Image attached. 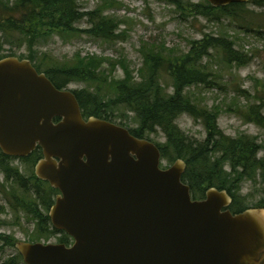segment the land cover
Masks as SVG:
<instances>
[{"label":"water","instance_id":"1","mask_svg":"<svg viewBox=\"0 0 264 264\" xmlns=\"http://www.w3.org/2000/svg\"><path fill=\"white\" fill-rule=\"evenodd\" d=\"M0 149L14 157L41 149L35 175L60 192L52 226L74 241H19L25 264H264V208L234 215L217 188L193 199L183 160L163 169L154 142L84 118L74 91L29 59L0 60Z\"/></svg>","mask_w":264,"mask_h":264},{"label":"trees","instance_id":"2","mask_svg":"<svg viewBox=\"0 0 264 264\" xmlns=\"http://www.w3.org/2000/svg\"><path fill=\"white\" fill-rule=\"evenodd\" d=\"M158 1L173 5L183 13L186 9L191 13L194 10L201 11L202 16L214 22L236 19L233 23L239 28L242 25L240 19L243 18L242 14L248 4L264 8V0H251L248 3L225 7H213L209 2L204 6L197 4L184 7L183 0ZM79 3L80 0H0V50L5 45L11 46V52L0 56V60L17 57L14 48L19 50L27 44L31 54L28 59L34 63L33 47L41 39L55 36L74 38L85 34L91 39L111 43L121 39L122 35L116 34V30L123 21L105 15V11L117 3L115 0L106 1L90 12H82ZM85 18L90 25L86 28L77 26ZM245 31L249 32L246 29ZM140 52L144 58V66L140 70L139 81L135 80L125 58L113 62L97 56L81 57L79 54L72 60L42 73H45L58 89H65L72 83L87 85L84 91H74L84 117L110 121L104 117L103 109L107 112V109L125 107L137 117L138 127L130 130L134 136L150 140L149 136L160 130L167 139L164 145L156 144L162 158H169V154L175 155L177 160L186 158L184 162L187 167L182 180L189 185L192 197L196 196L198 191L201 192L200 199H204L209 188H217L230 194L232 204L229 209L234 213L250 208H264L263 200L260 204L246 209H233V206L240 202L236 193L244 180L253 179L257 175L264 182V157H259L264 145L248 135H226L218 125L222 111L217 107L209 110L200 106L190 92L186 93L188 88L202 84H205L206 88H218L223 91L224 85L208 79L211 76V64L203 63L213 52L219 53L226 65L236 69L249 65L252 57L236 48V41L228 37L209 35L192 42L190 50L185 54H174L172 50L153 45ZM106 65L114 69L120 66L125 77L121 80L112 77L105 69ZM35 68L41 72L40 67ZM160 72H166L165 74L172 78L173 93H169L165 86L161 85ZM104 86H109L114 92V97L107 102L100 97ZM90 88L96 90V93H90ZM236 92L248 95L249 100H254L250 102L246 115L243 116L244 120L264 130V82L259 83L254 92L243 89H237ZM183 114L203 123L207 131L204 143L195 147L188 144V138L176 122ZM41 157V149H38L28 160L34 158L33 162L36 164ZM6 159L8 157L0 151V163ZM226 166L230 167V171H225ZM15 182H19L18 175ZM58 192L48 182L40 180L34 171L28 176L27 196L24 191L22 195L17 194L15 206L28 211V219L36 223L35 231L39 233L38 238L27 240L28 242H40V238L47 240L58 233L49 218ZM17 214L19 215L18 211ZM0 243V255L4 254L3 243L7 246L14 245L13 239L4 235H0ZM16 251L15 255L4 258L2 264H23L22 256Z\"/></svg>","mask_w":264,"mask_h":264},{"label":"rangeland","instance_id":"3","mask_svg":"<svg viewBox=\"0 0 264 264\" xmlns=\"http://www.w3.org/2000/svg\"><path fill=\"white\" fill-rule=\"evenodd\" d=\"M106 1L109 0H80L79 6L82 12H90ZM115 1L118 4L116 3L113 8L106 10L105 15L123 21L116 30V34L122 35L121 39L111 43L91 39L85 34L74 38L55 36L41 39L33 47L35 57L33 64L40 67L41 72H44L53 69L56 65L72 60L77 54L81 57H102L113 62L125 58L131 67L130 71L133 72L135 80L139 81V73L144 66V58L140 51L144 48H149L152 45L158 48L164 47L167 50H172L174 54L180 55L190 50L192 42L202 40L206 35L228 37L230 40L236 41V48L252 57L251 63L241 69L231 68L223 62L222 56L218 55L219 53L213 52L211 57L204 59L203 63L204 65L211 64L209 66L211 76L208 79L218 81L221 85H224L223 91L218 88H206L205 84H202L188 88L186 93L190 92L194 101L200 106L207 107L209 110L217 107L222 111L218 119V125L226 135L230 137L248 135L256 138L260 144L264 145V130L254 124L247 123L243 118L250 102L254 100H249L248 95L236 92L237 89L254 92L257 85L264 82V8L248 4L242 14L243 18L240 19L242 25L239 28L233 23L236 19H222L220 22H214L202 16L201 11L196 12L194 10L191 13L190 10L184 8L186 11L183 13L175 6L158 0ZM183 1L184 7L197 4L204 6L208 3L207 0ZM88 25L90 24L85 18L77 26L86 28ZM236 38L238 39L235 40ZM14 51L20 59H28L31 56L27 44L19 50L14 48ZM10 52L11 46L5 45L0 50V56ZM105 69L109 75L117 80L125 77L120 66L114 69L106 65ZM165 73L160 72L161 85L165 86L169 93H173V80ZM67 88L73 91H84L87 89V85L72 83ZM89 92L96 93V90L90 88ZM113 94L114 92L109 86H104L100 97L107 102L114 97ZM88 112L91 111L88 110ZM103 113L104 117H107L111 122L130 130L138 127L136 114L129 112L125 107L107 109V112L103 109ZM176 122L188 138V144L195 147L205 142L207 131L202 122L187 114L180 116ZM149 137L155 144L164 145L167 142L165 135L160 130ZM259 157H264V150L260 152ZM33 160L34 158L28 160V176L34 173L35 164ZM176 160L175 155L169 154V158H162L161 167L166 169L172 166ZM185 160L186 158L183 161ZM18 164L19 162H16V165ZM224 169L227 172L230 171L229 166ZM236 194L240 197V202L238 205L233 206L235 211L260 204L264 200V182H262V178L256 175L253 179L244 180ZM193 197L196 200H201V192L197 191L196 196ZM0 205H4L6 212L0 214V223L2 221L7 223V225L0 224V233L23 241L38 238L39 233L35 231L36 223L30 222L28 219L26 225L23 219L22 225L16 224V216L12 217L10 207L6 206L2 195H0ZM22 218H24V215H22ZM62 237V234L57 233L47 240L40 238V241L59 243ZM3 251L4 254L0 255V264L3 263L4 258L17 253L12 246Z\"/></svg>","mask_w":264,"mask_h":264},{"label":"flooded vegetation","instance_id":"4","mask_svg":"<svg viewBox=\"0 0 264 264\" xmlns=\"http://www.w3.org/2000/svg\"><path fill=\"white\" fill-rule=\"evenodd\" d=\"M5 156H7L8 159H6L5 161H2L1 162L2 164L0 163V195H2V197L4 198L6 206L8 205L10 207V212L12 214V217L16 216L15 223L22 225V220L24 219V222L27 225L28 224V211L23 210L21 207H16L15 198L17 197L18 193L22 195L23 191L25 192L26 196L28 194V163H27L28 157H14V156H8V155H5ZM16 162H19V164L16 165ZM17 175L19 176L18 183L15 182V180L17 179ZM58 194H60V192L56 194V197ZM56 197H55V201H56ZM17 211L19 212V215L17 214ZM3 213H6L5 207L4 205H0V214H3ZM239 213L241 212H237V213L232 212V214L234 215L239 214ZM22 215H24V218H22ZM0 224L7 225V223L3 221ZM57 232L63 235V237L59 240V244H65L67 246L73 245L74 241L67 233H65L64 231H59V230H57ZM0 235H4V234L0 233ZM4 236L11 237L14 241V245L7 246L6 244L3 243L2 245L4 246V250L7 249L9 246H12L13 248L16 249V243L19 241H23V240H18L15 237H12L10 235H4ZM25 242H28V241H25Z\"/></svg>","mask_w":264,"mask_h":264}]
</instances>
